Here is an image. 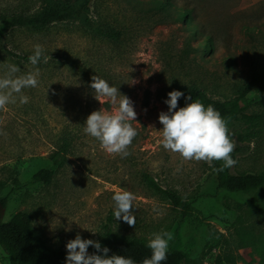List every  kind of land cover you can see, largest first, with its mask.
Masks as SVG:
<instances>
[{
  "label": "rangeland",
  "instance_id": "obj_1",
  "mask_svg": "<svg viewBox=\"0 0 264 264\" xmlns=\"http://www.w3.org/2000/svg\"><path fill=\"white\" fill-rule=\"evenodd\" d=\"M254 5L246 0H92L90 17L120 30L118 40L92 36L79 22L56 23L43 33L12 27L0 50V76L16 64L17 75L38 69L39 83L23 90L28 103L20 104L17 97L0 110V197H9L1 219L24 220L64 250L77 233L99 241L112 231L148 242L165 230L174 235L169 250L189 254L184 264H264V210L250 205L253 195L220 189L212 162L184 160L166 150L159 121L177 83H195L226 101L264 71V20L259 21L264 5ZM39 6L40 0H0V14L14 16ZM185 8L193 14L180 16ZM246 20L255 22L250 32ZM210 35L212 46L204 49ZM36 45L48 59L33 66L29 56ZM96 75L119 89L116 103L95 97L90 84ZM124 95L134 104L137 117L131 124L138 132L126 158L108 154L83 130L89 114L117 110ZM184 103L181 97L178 106ZM244 106L232 125L241 149L233 171L260 173L264 94L253 89ZM66 140L70 153L59 166L51 155ZM44 168L54 171L49 183L38 176ZM146 173L191 202V213L152 189ZM117 191L134 194L135 225L116 220L112 197ZM69 220L72 230L66 231ZM0 264H10L1 247Z\"/></svg>",
  "mask_w": 264,
  "mask_h": 264
},
{
  "label": "clouds",
  "instance_id": "obj_2",
  "mask_svg": "<svg viewBox=\"0 0 264 264\" xmlns=\"http://www.w3.org/2000/svg\"><path fill=\"white\" fill-rule=\"evenodd\" d=\"M47 59L40 45H36L33 54L29 56V62L33 66L42 60L46 63ZM19 72L20 68L16 64H10L7 72L0 76V110H6L9 104L16 103L17 97L20 104L28 103L29 97L23 94V90L38 86V69L24 75H17ZM90 87L98 100L106 97L116 103L120 94L117 87L97 75L93 76ZM181 97L185 100L183 107L178 106ZM165 103L168 109L160 113L159 121L163 125L162 143L166 150L179 153L184 160L189 161H205L209 164L212 161H222L217 171H224L237 163L232 156L236 148L234 136L228 127V121L219 110L212 105L205 106L201 100L193 99L191 95L185 96L180 90L170 91ZM136 117L133 102L124 95L119 100L117 110L108 112L101 108L89 114L83 130L98 140L100 147L108 154H119L126 158L131 154L128 147L138 135L137 129L131 124V121H136ZM112 199L115 202L113 214L116 220L122 218L129 225H135V216L132 214L134 194L130 191H117ZM72 222L69 220L66 231L72 230ZM82 228L93 234L97 233L90 228ZM173 239L174 235L169 231L154 233L147 243L151 256L145 258L142 264H163L168 258L169 243ZM90 246L96 251L90 253ZM109 251L98 240L86 239L77 233L74 239L66 243L65 264H136L130 256L115 253L109 255Z\"/></svg>",
  "mask_w": 264,
  "mask_h": 264
},
{
  "label": "trees",
  "instance_id": "obj_3",
  "mask_svg": "<svg viewBox=\"0 0 264 264\" xmlns=\"http://www.w3.org/2000/svg\"><path fill=\"white\" fill-rule=\"evenodd\" d=\"M92 0H40V6L33 12L16 13L14 16L0 14V50L3 40L12 27L25 28L34 33H43L56 23L79 22L84 30L92 36L118 40L122 32L109 24L97 23L90 17ZM166 6V1L161 3ZM264 0L256 3L255 6H263ZM188 13L193 14V9L185 8L180 12V16L186 17ZM264 16L259 18L263 21ZM255 22L246 20V27L253 29ZM197 29L202 30L199 24ZM208 43L204 49L212 46L211 35L207 37ZM210 41V42H209ZM177 90L184 92L185 96L191 95L193 99L201 100L205 106L212 105L219 110L222 116L228 121V127L232 133L233 122L245 109L244 101L247 95L255 88L264 94V71L255 75L252 80L240 87L239 95L233 99L222 101L209 96L199 85L195 83H177ZM185 101V100H184ZM185 106V103H184ZM233 134V133H232ZM69 140L58 146L51 159L55 164L62 166L69 155ZM241 149L236 146L232 153L236 160ZM222 161H212V167L217 173L218 187L230 192H246L253 195L250 205L255 209L264 210V170L260 173H235L233 167L224 171H217ZM54 171L41 169L38 176L45 182H51ZM148 185L166 199L174 202L177 207H181L186 215L191 213L192 204L173 190L164 189L155 181L151 174L144 175ZM4 188V186H2ZM9 197H0V247L6 254L10 264H65L66 250L50 245L34 227L24 220L12 219L4 222L1 218L4 210L8 206ZM243 219L241 215L239 221ZM243 235L247 232L240 229ZM102 246L110 249L109 255L120 254L130 256L136 264H142L143 260L151 256V250L147 247V241L133 236H123L114 234L112 231L105 233L99 240ZM264 253V248H262ZM96 249L89 248L93 253ZM189 258V254L183 250H168V258L163 264H184Z\"/></svg>",
  "mask_w": 264,
  "mask_h": 264
},
{
  "label": "crops",
  "instance_id": "obj_4",
  "mask_svg": "<svg viewBox=\"0 0 264 264\" xmlns=\"http://www.w3.org/2000/svg\"><path fill=\"white\" fill-rule=\"evenodd\" d=\"M246 1H248L250 4H256L262 0H246Z\"/></svg>",
  "mask_w": 264,
  "mask_h": 264
}]
</instances>
